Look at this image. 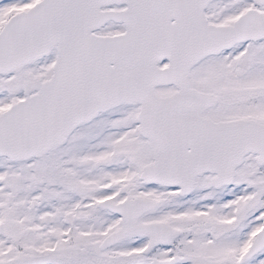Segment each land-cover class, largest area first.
<instances>
[{
	"label": "snow or ice",
	"instance_id": "1",
	"mask_svg": "<svg viewBox=\"0 0 264 264\" xmlns=\"http://www.w3.org/2000/svg\"><path fill=\"white\" fill-rule=\"evenodd\" d=\"M0 264H264V0H0Z\"/></svg>",
	"mask_w": 264,
	"mask_h": 264
}]
</instances>
